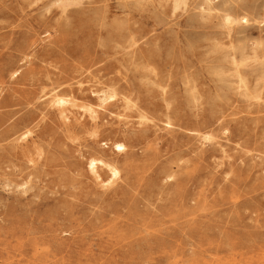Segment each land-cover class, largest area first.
I'll return each instance as SVG.
<instances>
[{
	"label": "rangeland",
	"instance_id": "obj_1",
	"mask_svg": "<svg viewBox=\"0 0 264 264\" xmlns=\"http://www.w3.org/2000/svg\"><path fill=\"white\" fill-rule=\"evenodd\" d=\"M181 1L0 0V264H264V0Z\"/></svg>",
	"mask_w": 264,
	"mask_h": 264
},
{
	"label": "bare ground",
	"instance_id": "obj_2",
	"mask_svg": "<svg viewBox=\"0 0 264 264\" xmlns=\"http://www.w3.org/2000/svg\"><path fill=\"white\" fill-rule=\"evenodd\" d=\"M63 0H56V3L58 2V3H61ZM206 1V3H207V10L208 11H212V7H210V5L209 4H211L210 2H211V0H205ZM66 2H67V0H66ZM180 2V1H179ZM181 2H183V0L181 1ZM34 3V2H33ZM69 3V2H68ZM31 4V3H30ZM51 4H53V3H51ZM175 4V3H174ZM65 5V4H64ZM61 6H63V4L62 5H60V7ZM66 7V6H65ZM175 7V6H174ZM63 8V7H62ZM67 8V7H66ZM66 8L64 9L65 11H67L66 10ZM203 10H205V9H203ZM216 10V9H215ZM65 11H64V13H65ZM210 11V12H211ZM67 12H69V11H67ZM204 12V11H203ZM61 13V12H60ZM88 13V12H87ZM86 13V14H87ZM91 13V12H90ZM62 15V14H61ZM64 15V14H63ZM65 15H67V14H65ZM88 15V14H87ZM60 16V15H59ZM68 16V15H67ZM60 17H62V16H60ZM63 17H65V16H63ZM105 18H107L106 16H104ZM55 18V17H54ZM65 20V19H64ZM56 22V21H55ZM245 23V22H247V18H245L244 16H242V17H240V18H235V17H232V16H230V15H228V14H225L224 16H222V18H221V23H220V25H221V27H225V28H230L229 26H232L234 23ZM117 27V26H116ZM99 29V28H98ZM116 30V29H115ZM130 30V29H129ZM129 33V32H128ZM110 34V33H109ZM121 34V38H119V43L121 44V47L124 49V48H126V45H127V38H128V34H126V32L125 31H123V32H121L120 33ZM130 34V33H129ZM72 35V34H71ZM111 35V34H110ZM132 36V35H131ZM114 44V43H113ZM135 44V43H134ZM115 46V45H114ZM21 47V46H20ZM30 48V47H29ZM28 50V49H27ZM34 52V51H33ZM26 54V53H25ZM117 54V53H116ZM24 55V54H23ZM30 56H33L32 54H29ZM26 56V55H25ZM27 57V56H26ZM231 57V56H230ZM128 58V57H127ZM23 59V58H22ZM111 60V59H110ZM233 60H234V58H233ZM234 63V62H233ZM5 67V66H4ZM18 68V67H17ZM2 69V68H1ZM11 69H13V68H11ZM78 69V68H77ZM9 71V70H8ZM12 71V70H11ZM98 71V70H97ZM97 71H94V73L95 72H97ZM101 71V70H100ZM19 71H17V69L16 70H14L13 72H11V78H13V77H15V78H21V76L22 75H19L20 73H18ZM36 72V71H35ZM22 73V72H21ZM29 76L30 75H32V74H34V70L33 69H29L27 72H26ZM10 74V73H9ZM24 74V73H23ZM27 75V76H28ZM95 75V74H94ZM97 76H99V75H97ZM93 77H95V76H93ZM100 77V76H99ZM29 78V77H28ZM96 78H98V77H96ZM101 78V77H100ZM102 79V78H101ZM111 79V78H110ZM124 80H125V78H124ZM97 81V80H96ZM99 81V80H98ZM82 82V81H81ZM81 82H77V90H78V92H82L83 91V87H82V83ZM103 82V81H102ZM113 82V81H112ZM127 82V81H126ZM94 83V82H93ZM114 83H116V82H114ZM128 83V82H127ZM126 83V84H127ZM53 84H55V86L50 90L51 92L52 91H54V92H56L55 90L56 89H61V86H62V83L60 84V83H55V82H52V85ZM64 84V83H63ZM159 84V83H158ZM116 86V84L114 85V87ZM88 87H89V85H88ZM93 87V86H92ZM91 86L89 87L90 89L92 88ZM121 87V86H120ZM115 89V88H114ZM73 90L74 89H70V91L71 92H73ZM91 94H92V96H96L97 97V100H99L100 102H101V104L103 103H107V102H109L110 100H112L115 96H116V93L114 92V90L112 89V88H110V90H109V88L108 89H103V90H93V89H91ZM49 94H50V92H49ZM48 94V95H49ZM72 94V93H71ZM120 94V93H119ZM118 94V95H119ZM126 94V93H125ZM44 95H47L46 93L44 94ZM53 96V95H52ZM64 95H62V96H59V95H57L56 93H55V95H54V98L52 97V99H50V101L47 99V105H54V107H56V111H57V113H58V115L61 117V118H63V119H66V115H65V106L66 105H76L75 104V99H78V98H74V97H71V96H68V98L67 97H63ZM65 96H67V95H65ZM126 96V95H125ZM125 96L124 97H122L123 99H126V101L128 100L127 98H125ZM121 97V96H120ZM128 97V96H127ZM44 98V97H43ZM42 98V99H43ZM130 98V97H129ZM39 99H41V98H39ZM38 99V100H39ZM41 99V100H42ZM44 100V99H43ZM125 101V102H126ZM97 102V101H96ZM116 103V102H115ZM128 103V102H127ZM126 103V104H127ZM83 105V104H82ZM166 105H168V104H166ZM91 106V105H90ZM133 106V105H132ZM132 106H130V107H132ZM169 106V105H168ZM136 107V106H135ZM168 108V107H167ZM166 108V109H167ZM83 109V108H82ZM86 109V108H85ZM137 110V109H136ZM168 110V109H167ZM87 111H88V113L90 114V118H92V119H94L95 117H96V111L95 110H93V108L91 109V108H87ZM81 115V114H80ZM140 115V114H139ZM138 115V116H139ZM142 116V115H141ZM27 117V116H26ZM136 117V116H135ZM184 117V116H183ZM97 118V117H96ZM137 118H139V117H137ZM222 118V117H221ZM35 121V120H34ZM129 122H131V121H129ZM128 122V123H129ZM169 123V122H168ZM31 124H32V122H31ZM126 124H127V122H126ZM155 127V126H154ZM94 128H96V127H94ZM26 131V130H25ZM121 131V130H120ZM155 131H157V130H155ZM32 132V131H31ZM122 132V131H121ZM15 133H18L17 131L15 132ZM14 133V134H15ZM96 133V132H95ZM125 133V132H124ZM146 133V132H145ZM145 133H140V136L138 135L137 137H135V139L137 140L138 138L139 139H142V138H144V136H145ZM26 135H28V132H22V134H20V135H18L17 137H16V143H18L19 142V140H21V139H23V138H25L26 137ZM128 135V134H127ZM153 136V135H152ZM10 138H11V136H10ZM28 138V137H27ZM129 139V138H128ZM7 140H8V138H7ZM131 140V139H130ZM34 141V140H33ZM35 144H36V142H35ZM193 144V143H192ZM101 145H106V143L104 142V143H102ZM133 146V145H132ZM136 146V145H135ZM111 150H113L114 152H122L123 150H125L124 149V146H123V143L121 144V142L120 143H113L112 145H111ZM196 150H198V149H196ZM104 151V150H103ZM117 154V153H116ZM125 154H126V152H125ZM128 154V153H127ZM126 154V155H127ZM11 155V154H10ZM100 156V155H99ZM101 157V156H100ZM133 157V156H132ZM135 157V156H134ZM15 158V157H14ZM106 158V157H105ZM116 158V157H115ZM125 158V157H124ZM128 158V157H127ZM130 158V157H129ZM128 158V159H129ZM108 161H112V160H108ZM130 161V160H129ZM32 162V161H31ZM34 162V161H33ZM8 163V162H7ZM118 163V162H117ZM128 163V162H127ZM87 168H88V171L90 172V174H92L93 175V177L96 179V180H98L100 183H102L104 186L105 185H109V184H111V185H113L112 184V182L115 180V178H117L118 177V174H119V170L116 168V166H114V165H112V164H110L109 162H107V161H105V160H103L102 158L100 159H95V158H90L88 161H87ZM35 165V164H34ZM126 165V164H125ZM27 167H29V166H27ZM102 167H104V168H106V170H107V172L109 173V176H108V178H107V180L106 181H103V180H101V176H100V173H99V171H98V169L99 168H102ZM35 168V167H34ZM34 168H32V169H34ZM129 168V167H128ZM127 170V169H126ZM30 173H31V171H29ZM28 173V172H27ZM87 174H89V173H87ZM30 175V174H29ZM169 177V176H168ZM165 179V178H164ZM13 181V180H12ZM26 182V181H25ZM29 182V181H28ZM93 182H94V180H93ZM97 182V181H96ZM96 184V183H95ZM22 185V184H21ZM100 186V185H99ZM106 187V186H105ZM110 187V186H109ZM118 187V186H117ZM120 187V186H119ZM86 188V187H85ZM25 190V189H24ZM121 190V189H120ZM26 192V191H25ZM105 192V191H104ZM153 192V191H152ZM98 194V193H97ZM147 195H149L150 193H149V191H147V193H146ZM100 195V194H99ZM102 195V194H101ZM118 198V197H117ZM146 198V197H145ZM147 200V199H146ZM145 205V204H144ZM157 211V210H156ZM112 213V212H111ZM18 220V219H17ZM15 221H16V219H15ZM98 221V220H97ZM11 222V221H10ZM96 222V221H95ZM94 222V223H95ZM9 223V221L7 222V224ZM16 223V224H15ZM18 223H20L21 224V222L19 221V222H12V225L14 226L15 225V229H18V227H17V225H18ZM19 224V225H20ZM95 224H97V223H95ZM11 225V226H12ZM18 225V226H19ZM10 227V226H9ZM13 228V227H12ZM93 228V227H92ZM68 229V228H67ZM66 229V230H67ZM69 229H71V228H69ZM89 229H91V227H89ZM92 230V229H91ZM89 232V231H88ZM128 232V231H127ZM130 232V231H129ZM123 235V234H122ZM161 240V239H160ZM164 242V241H163ZM162 241H158V239L154 242V244L155 243H158V244H160L161 245V243H163ZM158 244L156 245V246H158ZM165 244V243H164ZM159 245V246H160Z\"/></svg>",
	"mask_w": 264,
	"mask_h": 264
}]
</instances>
